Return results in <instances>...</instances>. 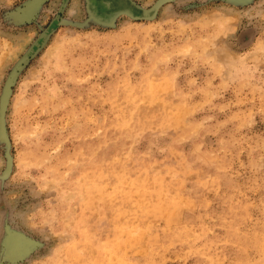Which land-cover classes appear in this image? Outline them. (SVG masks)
Masks as SVG:
<instances>
[{"label": "rangeland", "instance_id": "374dc122", "mask_svg": "<svg viewBox=\"0 0 264 264\" xmlns=\"http://www.w3.org/2000/svg\"><path fill=\"white\" fill-rule=\"evenodd\" d=\"M0 264H264V0H0Z\"/></svg>", "mask_w": 264, "mask_h": 264}]
</instances>
